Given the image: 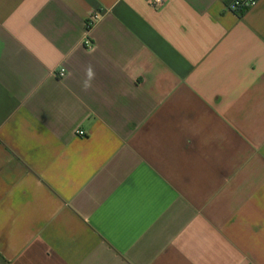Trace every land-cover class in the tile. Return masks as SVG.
<instances>
[{
	"label": "crops",
	"instance_id": "1",
	"mask_svg": "<svg viewBox=\"0 0 264 264\" xmlns=\"http://www.w3.org/2000/svg\"><path fill=\"white\" fill-rule=\"evenodd\" d=\"M231 3L0 0V264H264V0Z\"/></svg>",
	"mask_w": 264,
	"mask_h": 264
},
{
	"label": "built area",
	"instance_id": "2",
	"mask_svg": "<svg viewBox=\"0 0 264 264\" xmlns=\"http://www.w3.org/2000/svg\"><path fill=\"white\" fill-rule=\"evenodd\" d=\"M259 0H232L231 8L236 11H245L258 3ZM150 5L153 7H158L163 4L164 0H149ZM99 14L94 13L86 22V26L88 29L92 28L94 24L98 21ZM86 45L90 46L91 41L89 39L86 40ZM66 73V68L59 69L58 75L63 77ZM78 134L83 135L84 131H79Z\"/></svg>",
	"mask_w": 264,
	"mask_h": 264
},
{
	"label": "clouds",
	"instance_id": "3",
	"mask_svg": "<svg viewBox=\"0 0 264 264\" xmlns=\"http://www.w3.org/2000/svg\"><path fill=\"white\" fill-rule=\"evenodd\" d=\"M87 76H88L89 80H91L94 77V71L91 68L88 69ZM88 86H90V85L86 83V87H88Z\"/></svg>",
	"mask_w": 264,
	"mask_h": 264
}]
</instances>
